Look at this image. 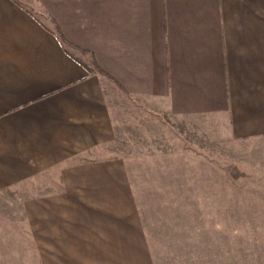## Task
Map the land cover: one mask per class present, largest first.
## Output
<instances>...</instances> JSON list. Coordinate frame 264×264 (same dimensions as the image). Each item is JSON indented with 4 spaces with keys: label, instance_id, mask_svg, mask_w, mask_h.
<instances>
[{
    "label": "crops",
    "instance_id": "obj_1",
    "mask_svg": "<svg viewBox=\"0 0 264 264\" xmlns=\"http://www.w3.org/2000/svg\"><path fill=\"white\" fill-rule=\"evenodd\" d=\"M154 127L264 137V0H0V196L108 198Z\"/></svg>",
    "mask_w": 264,
    "mask_h": 264
},
{
    "label": "rangeland",
    "instance_id": "obj_2",
    "mask_svg": "<svg viewBox=\"0 0 264 264\" xmlns=\"http://www.w3.org/2000/svg\"><path fill=\"white\" fill-rule=\"evenodd\" d=\"M154 131L144 151L135 134L117 142L127 183L108 198L38 199V184L1 195L0 264H264V137Z\"/></svg>",
    "mask_w": 264,
    "mask_h": 264
}]
</instances>
